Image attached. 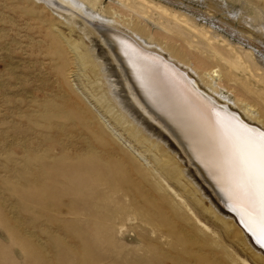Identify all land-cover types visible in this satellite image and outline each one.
Listing matches in <instances>:
<instances>
[{
	"label": "rangeland",
	"instance_id": "1",
	"mask_svg": "<svg viewBox=\"0 0 264 264\" xmlns=\"http://www.w3.org/2000/svg\"><path fill=\"white\" fill-rule=\"evenodd\" d=\"M81 1L201 82L214 71L264 127V0ZM79 15L0 0V264H264L153 135Z\"/></svg>",
	"mask_w": 264,
	"mask_h": 264
},
{
	"label": "bare ground",
	"instance_id": "2",
	"mask_svg": "<svg viewBox=\"0 0 264 264\" xmlns=\"http://www.w3.org/2000/svg\"><path fill=\"white\" fill-rule=\"evenodd\" d=\"M60 1L80 14L85 27L102 34L107 54L115 63L124 86L132 87L157 116L144 114L156 128L152 127L153 135L177 154L178 161L183 162L193 178V174L199 177L203 186L194 182L199 191L234 221L264 258L260 186L249 170L253 145L264 133V127L251 120L249 107L245 106L243 112L235 108L236 103L229 101L215 86L214 71L204 75L208 83H203L191 69L165 55L154 42L126 29L113 18L105 17L81 0ZM162 13L167 12L162 9ZM199 33L207 36L202 30ZM164 134L176 149L164 139ZM153 143L161 146L156 140ZM179 162L174 165L180 173Z\"/></svg>",
	"mask_w": 264,
	"mask_h": 264
},
{
	"label": "snow or ice",
	"instance_id": "3",
	"mask_svg": "<svg viewBox=\"0 0 264 264\" xmlns=\"http://www.w3.org/2000/svg\"><path fill=\"white\" fill-rule=\"evenodd\" d=\"M249 170L260 186L261 211L264 213V133H261L258 141L253 145L249 157Z\"/></svg>",
	"mask_w": 264,
	"mask_h": 264
},
{
	"label": "water",
	"instance_id": "4",
	"mask_svg": "<svg viewBox=\"0 0 264 264\" xmlns=\"http://www.w3.org/2000/svg\"><path fill=\"white\" fill-rule=\"evenodd\" d=\"M92 25V23L90 24ZM94 26V25H93ZM101 34V33H100ZM102 35V34H101ZM131 85V84H130ZM126 89L129 92V95L132 97V99L134 100V102L137 104V106L147 115H154L153 112L150 110V108L143 102V100L141 99V97L139 98L138 94H136V92H134V90L132 89V87H127L126 85ZM155 116V115H154ZM157 117V116H155ZM159 119V118H158ZM161 123H163L161 120H159ZM163 125V124H162ZM165 125V124H164ZM249 235V234H248ZM254 245H256L258 248L262 249L263 248L259 245H257L256 243H254Z\"/></svg>",
	"mask_w": 264,
	"mask_h": 264
}]
</instances>
